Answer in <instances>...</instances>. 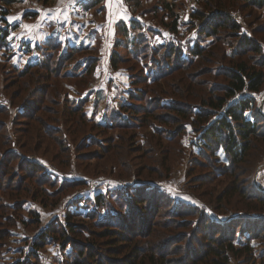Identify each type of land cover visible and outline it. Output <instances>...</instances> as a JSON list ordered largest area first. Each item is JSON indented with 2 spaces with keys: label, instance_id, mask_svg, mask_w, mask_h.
Returning <instances> with one entry per match:
<instances>
[{
  "label": "trees",
  "instance_id": "obj_1",
  "mask_svg": "<svg viewBox=\"0 0 264 264\" xmlns=\"http://www.w3.org/2000/svg\"><path fill=\"white\" fill-rule=\"evenodd\" d=\"M19 1L0 0V21L6 23L0 25V46L7 43L11 29L18 26L17 22L9 24L6 15L9 7ZM171 1L158 0V6L162 10L161 20L164 16L169 18L163 23L177 31L179 16L175 5L183 0ZM239 7L253 11L264 7V0H202V8L192 12L198 21L192 22V27L199 36L212 38L208 46L197 41L190 49V58H183L179 47L162 46L160 71L150 82L140 69L139 79L134 80L135 90L121 106V111L129 113L128 117L118 115L102 126L105 134L106 128L150 127L157 122V133L147 135L146 147L136 142V131H133L130 135H121V146L108 136L99 147V153L91 152L87 144L91 132L87 129L88 126L95 128L97 123L87 117L82 100L70 99L64 90L65 95L60 97L66 82L73 79V84L80 88L92 77L98 64L96 56L86 57L83 67L81 60L75 61V54L85 48L71 47L60 57L56 56V60H50L49 56L40 64L28 65L20 71L12 68L16 75L11 78L8 75L5 83L10 92V104L26 109L12 119L9 107L0 103V244L7 240L17 222L24 220L25 203L38 201L43 206L56 205L64 190L78 183L71 181L57 186L40 164L24 158L18 149L27 146L29 152L52 149L54 157L68 155L69 159L72 151H77V160L94 159L101 154L123 164L128 151L138 153L137 158L145 161V158L152 159V151L159 148L160 164L168 168L167 152L172 146L182 145L191 126L197 134L192 143L200 151L193 155L189 168L194 188L197 185L207 188L214 175H225L228 180L222 190L210 196L218 203L216 209L232 204L243 210V217L220 224L194 204L170 201L161 192L150 198L145 196L148 192L142 191L125 215L117 218L110 215L103 221H96V216L92 215L95 221L88 223L68 213L65 223L58 219L52 221L33 244L40 248L52 237L63 248L72 246L77 255L76 264H230L232 258L252 259L250 242L260 239L264 243V191L251 189L252 185L245 180L248 177L244 179L247 171L244 172L242 166L251 165L253 159L264 152V117L258 111L256 97L264 89V52L261 40H257L261 27L247 25L248 31H245L246 25L234 16ZM35 15L31 11L24 13V17ZM118 28L123 36L127 35L124 23ZM226 44L230 48H226ZM139 45L143 56L148 53L156 56L157 49L149 48L141 37ZM135 54L121 55L113 51L111 65L117 68L125 61L138 62ZM219 58L222 65L213 68L212 62ZM62 62L70 63L72 70L62 73L54 66ZM211 70L214 75L218 71L224 81L201 79L211 74ZM174 73L179 84L171 85L169 80ZM43 79L46 81L40 86ZM65 79L67 81H62ZM163 80L168 88L162 85ZM139 86L142 89L138 91ZM164 139L169 143H161ZM151 147L152 151L146 149ZM219 150L224 151L227 164L219 161ZM60 163L66 166L70 161L62 158ZM203 192L204 195L209 193L205 189ZM98 199L100 202L102 196ZM165 205L168 209L161 216ZM236 230L246 235L242 247L236 245ZM253 263L257 264L254 260ZM260 264H264V256Z\"/></svg>",
  "mask_w": 264,
  "mask_h": 264
},
{
  "label": "rangeland",
  "instance_id": "obj_2",
  "mask_svg": "<svg viewBox=\"0 0 264 264\" xmlns=\"http://www.w3.org/2000/svg\"><path fill=\"white\" fill-rule=\"evenodd\" d=\"M173 4L176 3L173 2ZM158 5V0H21L12 5L9 7L6 19L12 25L18 21V26L14 30L11 29L7 43L0 46V103L9 107L12 119L26 109L10 104V92L6 90L5 83L6 78H9L8 75L10 78L16 75L12 68L20 71L28 65L40 64L49 56L50 60L53 58L56 60L57 57H60L59 55L67 52L71 47L85 48L75 54V61L81 60L83 67L86 57L96 56L98 64L92 77H89V82L80 88L73 84V79L66 82L61 88L60 97H63L64 91H66L70 99L82 100L87 117L97 123L95 128L92 129L88 126L87 129L88 132H91L89 140H87V144L91 146V152L99 153V147L104 144L105 137L108 136H112L113 141L121 146L123 143L120 140L121 135H130L133 131H136V142L146 147L147 135L157 133L156 128L159 127L157 122H154L156 126L150 127L133 125L129 128H121L122 126L106 128L105 134L102 126L105 123H111L113 118L118 115H123V118L128 117L129 113L121 111V106L125 101H128L129 93L135 90V81L139 79L141 70L149 77L150 82L158 70L160 71L162 68L159 67L162 62V46L179 47L183 58H190V49L195 46L197 41L203 46H208L212 39L199 36L196 29L192 27V22H198L192 16V12L197 8H202V0L177 2L175 5L179 16L177 31H172L163 23L169 18L164 16V20H161L162 10ZM236 10L234 16L244 26L246 25L245 31H248L247 25L261 27L262 32L257 34V40H261L264 52V7L256 8L253 11L250 9L240 10V7ZM29 11L35 12L36 15L24 17V13ZM133 20L139 22L134 23ZM121 23L127 27L126 36H123L118 28ZM0 25H6V23L0 21ZM26 25L27 27H25ZM140 37L149 48L157 49L156 56H152L150 53L143 56L142 44L139 45ZM45 44L51 45L47 47ZM225 47L229 46L226 44ZM113 51L121 55L136 53L138 62L135 60L125 61L120 63L117 68H113L110 61ZM128 58L132 59V56ZM213 62V68L222 65L221 58L215 59ZM135 64L137 67H129ZM54 66L60 68L62 73L72 70L70 63H55ZM217 72L214 75L211 70V74L203 76L201 79H209L208 81L217 83L224 81ZM176 76L177 73L172 74L169 84H179L177 78L175 79ZM67 79L62 81H67ZM45 81V79L41 80L40 86ZM164 86H168L166 81ZM136 89L139 91L142 86ZM50 90L51 87L48 92ZM263 93L264 89L256 96L257 104H259ZM171 96L169 98H173ZM34 103L32 101L31 105ZM149 138L151 137L149 136ZM196 139L197 134L191 126L188 127L187 133L182 139V145L180 147L179 145L172 146L167 152L169 154L168 168L160 164L162 154L159 148L152 151V147L146 148L152 151V159L145 158V161H142L137 158L139 157L138 153L132 154L128 151L127 156H124L125 159L121 162L123 164L108 160L101 154L94 159L77 160L75 155L77 151H72L73 156L71 155L69 159L68 155L54 157L55 152L52 149H47L46 152L40 150L29 152L28 146L18 149V153L24 158L40 164L47 172V176L55 181L57 186L71 181H78V183L73 187H67L64 190L66 192L56 205L43 206L38 201L25 203L22 213L24 220L17 222L11 229L7 240H2L3 242L0 244V264H76L77 255L72 246L63 248L56 239L49 237L46 243L38 248L33 244L35 239L42 235L43 230L52 221L58 219L65 223L68 213L75 219L88 223L95 220L103 221L110 215H113L114 218L125 215L127 209L133 204L132 201L142 191L148 192L145 196L150 198L161 192L170 201H182L187 203L185 205L194 204L220 224L226 223L234 217H243L242 215L245 214L242 212L243 210L237 209L232 204L216 209L218 203L214 197L210 196V193L217 195L222 190L228 180L225 175H214L207 185L208 189L206 186L198 188V185L194 188L189 168L193 155H198L200 152L199 148L193 145ZM161 143L168 144L169 142L164 139ZM62 158H67L70 161L69 165L62 166L60 163ZM218 158L222 164H227L228 161L223 150L218 151ZM140 165L143 168L139 169ZM259 167L257 181L260 186L264 187V152L255 157L251 165L242 166V170L247 171L244 179L246 176L248 177L245 180L252 185L253 191L259 189L255 180ZM204 189L209 193L204 195ZM99 195L102 196L100 202ZM167 209V205L163 206L161 216ZM32 214L34 215L32 216ZM92 215L96 216L95 220L91 219ZM239 233V231L236 232V236L238 235L236 245L242 247L246 243V235ZM85 236H87L86 233ZM250 246L252 247V259L232 258L230 264H254L253 260L260 264L261 258L264 256V243L260 239H253Z\"/></svg>",
  "mask_w": 264,
  "mask_h": 264
},
{
  "label": "water",
  "instance_id": "obj_3",
  "mask_svg": "<svg viewBox=\"0 0 264 264\" xmlns=\"http://www.w3.org/2000/svg\"><path fill=\"white\" fill-rule=\"evenodd\" d=\"M258 111L264 117V93H263V95L260 98V102L258 104ZM259 169H260V167L256 171V175H255V180L256 181H257V176H258V173H259ZM256 183H257L259 189H261L262 191H264V187L260 186L258 184V181Z\"/></svg>",
  "mask_w": 264,
  "mask_h": 264
},
{
  "label": "snow or ice",
  "instance_id": "obj_4",
  "mask_svg": "<svg viewBox=\"0 0 264 264\" xmlns=\"http://www.w3.org/2000/svg\"><path fill=\"white\" fill-rule=\"evenodd\" d=\"M9 19H12V18H9ZM25 27H27V25Z\"/></svg>",
  "mask_w": 264,
  "mask_h": 264
},
{
  "label": "crops",
  "instance_id": "obj_5",
  "mask_svg": "<svg viewBox=\"0 0 264 264\" xmlns=\"http://www.w3.org/2000/svg\"><path fill=\"white\" fill-rule=\"evenodd\" d=\"M17 23H18V21H17Z\"/></svg>",
  "mask_w": 264,
  "mask_h": 264
}]
</instances>
